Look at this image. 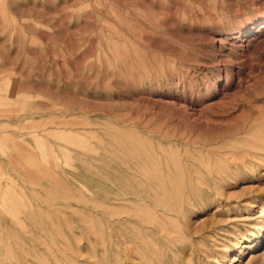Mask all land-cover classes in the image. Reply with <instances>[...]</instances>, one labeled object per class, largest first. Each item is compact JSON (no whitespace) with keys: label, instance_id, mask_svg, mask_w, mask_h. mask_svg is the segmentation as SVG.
Masks as SVG:
<instances>
[{"label":"rangeland","instance_id":"obj_1","mask_svg":"<svg viewBox=\"0 0 264 264\" xmlns=\"http://www.w3.org/2000/svg\"><path fill=\"white\" fill-rule=\"evenodd\" d=\"M263 140L264 0H0V264H65L103 203L148 264H253Z\"/></svg>","mask_w":264,"mask_h":264},{"label":"bare ground","instance_id":"obj_2","mask_svg":"<svg viewBox=\"0 0 264 264\" xmlns=\"http://www.w3.org/2000/svg\"><path fill=\"white\" fill-rule=\"evenodd\" d=\"M254 41V39L252 38L251 40H248L246 41V45H251L252 42ZM264 141V140H263ZM254 144V143H253ZM117 145V144H116ZM264 146V142L263 144H261V146ZM262 146V147H263ZM254 147L252 146V148L250 149H253ZM256 149V148H255ZM260 150V149H259ZM257 150V151H259ZM254 151V150H253ZM261 151V150H260ZM108 153V152H107ZM227 155V154H226ZM225 155V157H226ZM229 155V153H228ZM244 155V154H243ZM251 155V154H250ZM235 156V155H234ZM232 155V157H234ZM223 157V156H222ZM224 157V158H225ZM247 158V157H246ZM227 159V158H226ZM203 160V159H201ZM200 161V160H199ZM208 160H206L207 162ZM216 161H219V160H216ZM221 161V160H220ZM219 161V163H220ZM231 161V159H230ZM250 161V160H249ZM204 162V161H202ZM202 162L200 164H202ZM231 162H235L234 159L233 161ZM237 162V161H236ZM251 162V161H250ZM249 162V163H250ZM210 163V162H209ZM218 163V164H219ZM208 164V163H207ZM206 164V165H207ZM205 165V166H206ZM215 165V164H214ZM246 165V163H245ZM202 166V165H201ZM204 166V167H205ZM233 166V165H232ZM208 167V166H207ZM210 167V166H209ZM206 168V167H205ZM216 168V167H215ZM210 170V169H208ZM214 170V169H213ZM219 170V169H218ZM220 171V170H219ZM156 173V171H155ZM216 173V172H215ZM150 174V177H151V173ZM156 175V174H155ZM148 176V174H147ZM157 176H160L157 174ZM168 176V175H167ZM216 176V175H215ZM152 178V177H151ZM167 178V177H166ZM155 179L158 180V178L155 176ZM161 179V178H160ZM151 180V179H150ZM164 180V179H163ZM161 180V181H163ZM168 180V179H167ZM156 181V180H155ZM153 182V181H152ZM199 182V181H198ZM159 183V182H158ZM161 183H164L161 182ZM159 183V184H161ZM197 184V183H196ZM201 184V183H200ZM198 185V184H197ZM150 187V186H149ZM156 187V185L154 186ZM214 187V186H213ZM160 188V187H158ZM186 190V189H185ZM153 191V190H151ZM163 191V190H162ZM165 191V189H164ZM218 191V190H217ZM119 192V191H118ZM178 192V191H177ZM176 192V195L178 194ZM152 193V192H151ZM155 194V193H154ZM185 194V193H184ZM123 195V194H122ZM175 195V197H176ZM163 196V195H161ZM179 196V194H178ZM183 196V195H182ZM160 198L159 200H161V197H158ZM139 199V198H137ZM180 199H182L180 197ZM140 200V199H139ZM158 200V199H157ZM180 201V200H179ZM164 201H161L160 202V205L161 203H163ZM159 204V202H157ZM168 203V202H167ZM181 203V201H180ZM257 203V202H256ZM125 204V203H124ZM141 204V203H140ZM163 204H166L165 202ZM178 204V203H177ZM250 204V203H249ZM95 206H97L98 204H94ZM144 205V204H143ZM146 205V204H145ZM162 206V205H161ZM253 206V205H252ZM119 207V206H118ZM163 207H166L163 205ZM168 207V206H167ZM170 207V206H169ZM168 207V209H169ZM97 208V207H96ZM116 207L115 206H110L109 204H101L98 206V209H99V221H100V234L97 235L98 238H93L91 236H95L96 233H94V228L92 226L91 223H88V222H84L83 224H81V234L79 235V237L75 236V234H72L71 236V246L66 250V253L64 255V258L66 259L65 261V264H148L147 261H148V258H147V255L144 254V253H139V251H137L136 249L134 250L133 246H136L134 245V242L136 241V238H134V240H132V238L128 239L125 235L121 234L119 231H117L115 228H114V225L115 223L117 222L118 219H120L121 217H125L126 219H133L135 221L137 220H141V218H144L146 215H148L142 208L138 207L137 205V208L134 212H132L131 210L130 211H127L122 209V211H119L118 209H115ZM121 210V208H119ZM143 210L145 212V214H141V210ZM149 209L150 208H146ZM145 209V210H146ZM119 212H118V211ZM167 210V209H166ZM172 210V208L170 209ZM175 211V210H173ZM251 212V211H249ZM152 213V211L150 212ZM141 215H145L143 217H141ZM151 215H154L151 214ZM259 215L262 217H264V206H261L260 209H259ZM149 216V215H148ZM146 216V218L148 217ZM155 217V215H154ZM152 216V218H154ZM163 217V215H162ZM97 218V217H96ZM150 219L151 216L149 217ZM148 218V219H149ZM158 218V217H157ZM164 218V217H163ZM166 218V217H165ZM169 218V217H168ZM85 219V218H84ZM98 219V218H97ZM145 219V218H144ZM156 219V218H155ZM248 219V217H247ZM87 220V219H86ZM85 220V221H86ZM146 220V219H145ZM158 220V219H157ZM156 220V221H157ZM152 222V220H149ZM155 221V220H154ZM159 221V220H158ZM143 222V221H142ZM150 222V224H151ZM161 222V220H160ZM148 223V221L146 222ZM155 223V222H154ZM153 223V224H154ZM157 223V222H156ZM159 223V222H158ZM117 224V223H116ZM161 224V223H160ZM159 224V225H160ZM164 224V223H163ZM162 224V225H163ZM173 224V223H171ZM264 224V219L262 221V223H255L253 225V231L258 232L259 229L262 228V225ZM104 225H105V228H104ZM152 225V224H151ZM133 226V225H132ZM156 226V225H155ZM154 226V227H155ZM177 227V225H175ZM171 227V226H170ZM110 228V229H109ZM172 228H174L172 226ZM181 228V227H180ZM264 228V227H263ZM157 232L159 233L160 237H162L163 239H166L168 241H171L175 236L172 235L171 232L168 231V229L166 230L163 226H158L157 227ZM133 230V229H132ZM175 230V229H173ZM178 230V228L176 229ZM180 230V229H179ZM178 230V231H179ZM181 231V230H180ZM180 234H182V232H180ZM69 232V231H68ZM138 232V231H137ZM193 232V231H192ZM143 233V232H142ZM175 233H177L175 231ZM194 234V233H193ZM200 234V233H199ZM139 235V234H138ZM137 235V236H138ZM174 236V237H172ZM189 236H193L187 229H185V232H183V236L181 239L183 238H186V237H189ZM177 237L179 238V236L177 235ZM176 237V238H177ZM175 238V239H176ZM181 239H179L181 241ZM262 241L263 239L259 238L257 239L256 243H259L260 240ZM146 240H149L146 238ZM134 241V242H133ZM175 241V240H174ZM183 241V240H182ZM140 242V241H139ZM148 242V241H147ZM150 242V241H149ZM68 243V242H67ZM95 243L96 245L99 246V249L101 251V255H97L95 252H93L92 250L95 248ZM178 243V242H177ZM69 245V244H68ZM255 245V244H254ZM258 245V244H257ZM214 246V245H213ZM67 247V246H66ZM117 247H121L123 249V259H118V255L116 256V259L115 258H107V254H106V251L108 248H117ZM87 248H89L90 250H86ZM157 249V248H156ZM189 251V250H188ZM199 252L197 254L194 253V251L192 250V248L190 249V252L187 254L188 256L186 257L185 256V253L183 252L182 254H180L179 257H177V259H175V264H199L197 263L195 260H199L201 261V259L204 258V261H202V264H209L210 261H211V255H209L206 251H203L202 249H199L198 250ZM59 252V251H58ZM57 252V253H58ZM61 254V253H60ZM63 254V253H62ZM197 255V256H196ZM204 256V257H203ZM54 257V256H53ZM185 260V261H184ZM236 259H233L232 261H234ZM250 263H253V264H264V249L263 251H261L260 253H256V255H251L250 256V259L249 261ZM59 263V262H58ZM61 264V263H60Z\"/></svg>","mask_w":264,"mask_h":264}]
</instances>
